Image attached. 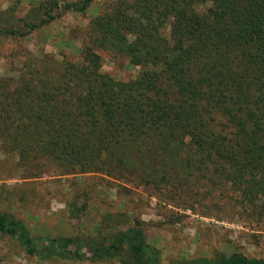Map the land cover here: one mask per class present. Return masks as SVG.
Returning <instances> with one entry per match:
<instances>
[{"label": "trees", "instance_id": "obj_1", "mask_svg": "<svg viewBox=\"0 0 264 264\" xmlns=\"http://www.w3.org/2000/svg\"><path fill=\"white\" fill-rule=\"evenodd\" d=\"M92 1L42 0L38 22L22 24L28 31L59 12L84 14ZM6 21L0 18L2 33H25L9 24V16ZM86 35L76 59L54 64L46 54L49 65L31 69L26 63L25 73L0 76V164L11 156L10 171L18 172L8 177L97 172L143 185L157 197L200 193L259 221L264 0H110L89 19ZM97 49L127 57L139 66L136 75L123 80L102 71ZM204 184V191L194 190ZM125 216L106 212L93 233L50 236L32 235L0 211V233L42 259L163 264L142 221ZM168 264L264 260L213 251Z\"/></svg>", "mask_w": 264, "mask_h": 264}, {"label": "rangeland", "instance_id": "obj_2", "mask_svg": "<svg viewBox=\"0 0 264 264\" xmlns=\"http://www.w3.org/2000/svg\"><path fill=\"white\" fill-rule=\"evenodd\" d=\"M109 1L93 0L84 14L59 12L46 24L26 31L22 21L38 22L42 0H0L3 24L9 16L12 27L25 31L12 36L0 31V76L25 73L26 63L31 69L49 65L46 54L54 64L64 58L76 59L81 45L88 42L89 19ZM97 52L101 57L100 69L116 79L132 78L139 69L123 55L111 56L102 49ZM13 164L11 156L6 164H0V211L18 218L32 235L93 233L104 213L122 212L126 215L124 219L131 216L142 221L146 240L161 250L163 264L179 257L209 256L213 251L225 254L237 251L264 260V215L259 221L246 219L213 204L209 196L202 197L200 193L191 192L178 198V191L174 190L170 192L172 196L157 197L143 185L127 184L97 172L8 177L18 173L10 171ZM205 188L204 184L194 190L202 192ZM72 204L76 214L70 211ZM0 264L117 263L113 259L101 262L42 259L27 255L14 238L0 233Z\"/></svg>", "mask_w": 264, "mask_h": 264}]
</instances>
